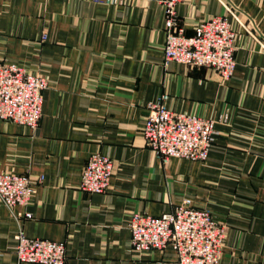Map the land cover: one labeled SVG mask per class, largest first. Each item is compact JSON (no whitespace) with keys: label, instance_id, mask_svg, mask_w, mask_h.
<instances>
[{"label":"crops","instance_id":"crops-1","mask_svg":"<svg viewBox=\"0 0 264 264\" xmlns=\"http://www.w3.org/2000/svg\"><path fill=\"white\" fill-rule=\"evenodd\" d=\"M229 8L236 65L221 81L206 67L163 64L158 2L0 0V62L47 78L36 129L0 119V173L33 184L25 206L0 200V264H32L16 259L19 232L64 242L66 264H176L171 246L132 250L128 223L184 199L225 223L220 264H264V0H182L175 10L190 36ZM163 94L171 110L213 120L204 161L163 162L144 144L145 106ZM95 153L113 174L104 192L86 193L81 170Z\"/></svg>","mask_w":264,"mask_h":264},{"label":"built area","instance_id":"built-area-1","mask_svg":"<svg viewBox=\"0 0 264 264\" xmlns=\"http://www.w3.org/2000/svg\"><path fill=\"white\" fill-rule=\"evenodd\" d=\"M93 1L114 4L130 0ZM145 1H155L164 7V65L176 62L189 67H206L213 70L221 81L231 78L236 65V30L229 17L238 20L233 10H227L230 16L214 15L200 21L194 33L186 36L178 26L175 10L182 0ZM46 87L44 75L14 62H0V119L36 129ZM166 98L163 94L145 106L141 132L144 144L163 162L171 158L204 161L214 142L213 120L194 113L175 112L165 105ZM112 174L113 163L108 156L91 154L81 170L79 189L86 193H102ZM32 193L33 184L28 176L0 173V200L8 208L27 205ZM128 227L130 246L135 252L171 246L177 256L176 264H220L225 223L210 210L193 206L189 199L158 216L134 212ZM15 254L18 262L66 264L64 242L27 237L22 232L16 236Z\"/></svg>","mask_w":264,"mask_h":264},{"label":"rangeland","instance_id":"rangeland-1","mask_svg":"<svg viewBox=\"0 0 264 264\" xmlns=\"http://www.w3.org/2000/svg\"><path fill=\"white\" fill-rule=\"evenodd\" d=\"M169 109H170V108H169ZM133 213H134V212H133ZM133 213H132V214H133ZM132 214H131V216H132ZM130 219H131V218H130ZM128 228H129V227H128Z\"/></svg>","mask_w":264,"mask_h":264}]
</instances>
